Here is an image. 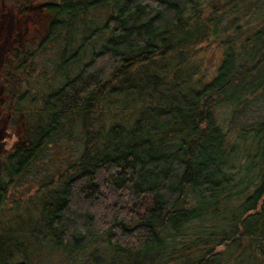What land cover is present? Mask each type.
<instances>
[{
  "label": "trees",
  "instance_id": "obj_1",
  "mask_svg": "<svg viewBox=\"0 0 264 264\" xmlns=\"http://www.w3.org/2000/svg\"><path fill=\"white\" fill-rule=\"evenodd\" d=\"M2 3L44 11L46 33L37 48L9 46L0 66L20 139L0 152V264L60 252L67 264H264V118L236 132L217 112L264 90V0ZM60 38L65 80L29 87L36 53ZM213 42L222 56L200 71ZM72 60L82 63L75 75ZM38 101L32 113L23 106ZM73 119L85 135L79 156L5 209L14 182ZM248 142L256 148L238 166Z\"/></svg>",
  "mask_w": 264,
  "mask_h": 264
},
{
  "label": "rangeland",
  "instance_id": "obj_2",
  "mask_svg": "<svg viewBox=\"0 0 264 264\" xmlns=\"http://www.w3.org/2000/svg\"><path fill=\"white\" fill-rule=\"evenodd\" d=\"M48 1L54 0H36L37 3H46ZM106 12V6L102 5H97L91 9V15L98 22L102 21ZM45 33L46 14L44 11L36 9L31 13L20 15L15 9L4 6L2 0H0V66L4 53L9 46L24 41L28 47L37 48ZM64 41V38L55 39L46 44V47L40 51L38 50L39 52L34 57V61L38 64V67L35 74L30 76L29 87L31 85L34 86L36 83L35 85H38L39 88L40 82L44 85L47 81L52 86H58L65 80L64 76H61V73L57 72L59 55L64 46ZM221 53V48H218L217 43H211L207 52L199 58V62L202 63L200 71H213L215 64L219 62L222 56ZM84 60H88V57L85 56L82 62ZM81 65L80 61H70L66 65L68 73L75 75ZM42 70L45 72L41 74ZM23 106L26 107V111L32 113L38 106L41 107V104L39 101L38 104L27 102ZM121 107L118 109L120 110ZM113 109L115 108L111 109L112 113H115L116 109ZM217 112L224 126H232L236 132L240 131L241 128H249L264 118V90L251 95L248 102L242 104V106H238L235 111L233 105L223 103L218 107ZM9 119L6 96L0 88V152L11 151L20 140L18 131L8 126ZM84 137V131L79 119H73L54 139H51L43 147L28 169L14 182L13 187L8 192L7 200L3 204L4 208L14 206L15 200H25L31 196H35L37 189H39L45 180H49L51 177L57 179L59 174L67 169L69 164L82 152ZM248 144L247 151L244 149L245 145H241V153L237 156L240 160L236 161L238 166L245 162L247 155L256 148L255 142H248ZM230 165H233V161ZM42 198L43 196L40 195L36 200L41 201ZM22 213L25 214L24 211ZM14 215V213L10 212L5 217H12ZM31 258L30 264H67L70 261L67 255L62 252L42 253L39 255L32 253Z\"/></svg>",
  "mask_w": 264,
  "mask_h": 264
}]
</instances>
